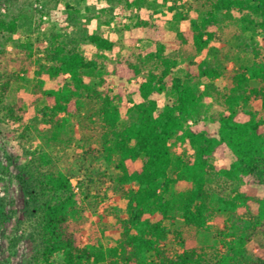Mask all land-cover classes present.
I'll use <instances>...</instances> for the list:
<instances>
[{
	"label": "trees",
	"instance_id": "trees-1",
	"mask_svg": "<svg viewBox=\"0 0 264 264\" xmlns=\"http://www.w3.org/2000/svg\"><path fill=\"white\" fill-rule=\"evenodd\" d=\"M122 10L136 41L121 37L131 29L117 15H97L82 39L53 33L45 63L16 42L12 63L36 68L40 119L27 124L26 100L7 104L0 81V123L43 144L20 176L38 212L36 264H264L248 248L264 238V195L253 191L264 186V0H125ZM88 12L67 2L68 31ZM97 161L106 168L86 166ZM109 194L123 209L105 205Z\"/></svg>",
	"mask_w": 264,
	"mask_h": 264
},
{
	"label": "rangeland",
	"instance_id": "rangeland-1",
	"mask_svg": "<svg viewBox=\"0 0 264 264\" xmlns=\"http://www.w3.org/2000/svg\"><path fill=\"white\" fill-rule=\"evenodd\" d=\"M48 1L39 3L35 0H0V21L10 22L14 18L18 20V29L15 33L0 30V81L2 80L3 83L10 81L11 84V91L6 99L7 104L14 105L21 99L26 100L27 113L25 121L27 124L34 117L41 118L36 108L30 105L36 68L29 66L27 73L19 72L16 64L12 63L10 59L17 58L20 55L15 52L16 42L19 44L31 42L35 56L45 63V50L49 46V39L53 33L66 35L69 39L74 38V36L82 39L84 36L82 29L89 31L94 28L96 23L92 17L97 15L103 16L101 22L106 19V16L116 17L115 15H117V19L121 23L129 25L131 29L123 32L121 37L126 41H136L138 39V32L133 27L135 23L134 16L122 10L125 0H56V7L52 9H49L50 7L46 3ZM67 2L78 9L90 8V12L80 18L78 28H74L70 32L68 31V21L65 14ZM101 9L111 10V13L102 12ZM42 10L45 11L44 14H41ZM168 28L169 24L166 26V29ZM113 30L115 29L113 28ZM171 38V36L168 37L167 42L169 44H171L169 41ZM126 44L129 45L128 42ZM137 47L145 49L146 44L139 43ZM202 57H200V60ZM251 61V54L242 55V62L251 63ZM235 62L233 60V63ZM67 77L69 75L65 76V78ZM58 81L49 83L48 87L58 86ZM159 102L162 104V99ZM35 135L34 130L28 132L14 121L0 123V264H36V257H38L37 244L32 240L34 232L30 224L38 212L35 204L28 202L25 186L20 183L22 169L33 157L31 152L43 147L40 140L36 143H30L29 138L31 136L34 138ZM73 165L78 168L74 161ZM86 166L94 168L95 172H100L106 168L103 161L88 163ZM72 183L75 192H79L77 179H72ZM222 186L224 187V193L229 194L230 187ZM104 189H101V195H104ZM253 191L264 195V186H258ZM108 197L105 205L118 206L123 209V203H118L112 194H109ZM99 213L103 214L104 209L100 208ZM96 216L89 211L87 216L89 223L95 222ZM104 225H106V228L108 227V231L103 243L105 246H112L114 242L111 239L118 235V231L114 226L115 220L112 217H106ZM88 227L89 225L84 232L85 235H88ZM98 234L101 235L102 231H99ZM248 248L255 256L264 258L263 237H256Z\"/></svg>",
	"mask_w": 264,
	"mask_h": 264
}]
</instances>
